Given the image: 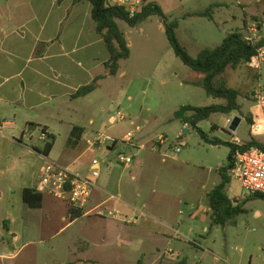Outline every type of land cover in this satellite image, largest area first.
Returning a JSON list of instances; mask_svg holds the SVG:
<instances>
[{"label": "rangeland", "instance_id": "1", "mask_svg": "<svg viewBox=\"0 0 264 264\" xmlns=\"http://www.w3.org/2000/svg\"><path fill=\"white\" fill-rule=\"evenodd\" d=\"M148 2L158 4L169 21H178L177 39L193 58L204 49L220 46L230 32L245 29L246 34L252 23L264 27V0ZM0 6H4L3 0ZM119 25L128 41L130 58L121 63L117 76L101 82V89L85 102L93 104L97 120L106 121L107 135L114 126L123 133L133 132L135 140L144 131L136 127L153 120L149 130L154 129L155 138L161 136L167 142L151 166L149 149L122 152L135 159L130 170L119 163V151L111 152L107 161L122 182L119 191L100 193L101 200L111 202L109 208H103L107 219L96 222L93 220L99 219L94 216L68 226L69 202L50 195L52 199L46 197L42 211H28L20 201L21 188L32 186L49 162L61 161L66 124H51L57 138L52 158L31 155L24 145L0 136V264H75L78 260L83 264H264V201L251 197L230 177L226 194L243 212L225 226L216 224L209 194L221 183L220 169L228 165L230 148L207 143L194 128L174 117L185 105L207 107L226 102L196 86L203 75L177 58L162 18L152 16L135 28L122 21ZM216 84L239 91L241 111L212 115L199 128L210 141H249L252 124L247 118L263 122L254 96L264 86V64L261 70L246 64L228 68ZM110 115L117 119L122 115L125 121L116 119L110 125ZM236 117L242 122L232 132ZM4 134L14 135L8 129ZM41 134L38 128L34 140L24 144L43 147ZM103 157L98 155L104 163ZM107 173L103 166L99 181ZM116 202H130L143 212L120 205L119 212L108 215ZM109 224H119L115 225L118 230Z\"/></svg>", "mask_w": 264, "mask_h": 264}, {"label": "crops", "instance_id": "2", "mask_svg": "<svg viewBox=\"0 0 264 264\" xmlns=\"http://www.w3.org/2000/svg\"><path fill=\"white\" fill-rule=\"evenodd\" d=\"M3 1L4 6H0V136L24 145L27 153L31 155L52 158L57 138L48 157L42 153L45 141L41 138L43 147L36 144L26 145L24 142H32L38 128H47V133L56 137L51 124H66V148L60 156L61 161L55 163L70 167L79 176L94 179L96 184L84 209L85 214L74 221L71 219L68 226L87 218L92 219L94 216L99 219L93 220L96 222L107 219V210L103 208H109L111 202L101 200L100 193H108L110 189L119 191L122 182V177H116L117 171L111 167L112 163L107 161V158L113 151L136 149L140 152L149 149L147 161L151 166L164 146L159 144L161 136L156 139L155 130H149L155 121L150 120L144 125H138L136 129L144 131L132 142L119 143L112 148L109 144L97 143L100 134L108 131L107 123L97 120L93 104L85 101L101 89V82L111 77L101 80L99 88L88 96L78 99L72 97L82 86L90 84L98 76L107 74L104 64L109 60V53L104 40L96 33L92 20V5L89 2L74 5L72 0H65L61 5L57 4V0H25L26 6L19 0ZM17 119L21 121L20 126ZM116 119L110 115L108 123L114 125ZM75 127L84 130L76 142L71 137ZM113 127L109 129L111 135L119 140L129 133H123L120 128ZM5 129L14 135H5ZM99 154L104 156V163L98 159ZM94 161H97V164H94ZM162 162L166 163V160L163 159ZM103 166L108 175L99 181ZM122 167L125 170L132 168L123 165ZM42 176L39 175L32 186L20 190V201L28 211H42L46 199L51 198L40 187ZM113 178L115 185L111 188ZM28 188L42 194V208H30L24 203L23 190ZM182 203L186 202H178L179 205ZM120 205L143 212L130 202H116L111 206L113 212L110 211L108 215L116 210L119 212ZM192 217L196 218L197 215L193 214ZM64 220L67 222L68 218ZM77 262L83 264L82 260ZM88 262L90 260L86 261Z\"/></svg>", "mask_w": 264, "mask_h": 264}, {"label": "trees", "instance_id": "3", "mask_svg": "<svg viewBox=\"0 0 264 264\" xmlns=\"http://www.w3.org/2000/svg\"><path fill=\"white\" fill-rule=\"evenodd\" d=\"M63 1L65 0H57V4L61 5ZM144 1L145 5L143 8L136 15L131 16L126 8L113 6L109 0H72L74 5L84 2H89L92 5V20L95 23L96 33L104 40L109 53V60L104 64L107 74L98 76L90 84L82 86L72 97L75 99L83 98L96 91L100 86L101 80L106 77L117 76L121 69V63L130 58L131 50L125 34L120 28L119 21L135 28L152 16L162 18L169 43L177 58L193 72L203 75V78L196 86L202 87L208 96L226 102L225 104H215L207 107L185 105L180 107L174 115L176 120L194 128L207 143L215 146L226 145L230 148L228 165L220 169L221 183L209 194L213 220L216 224L225 226L234 216L243 212L239 205L234 206L233 201L226 194L227 185L231 181V171L235 166L236 155L238 152H245L252 147L261 149L263 147L254 139H250L240 145L220 140L210 141L199 128V124L210 119L215 114H230L241 111V106L238 102L239 91L227 87L225 84H216V79L223 75L228 68L237 69L243 64L247 65L251 58L257 54L258 50L264 49V37L257 44L252 45L245 40V29L244 31L236 30L228 33L220 46L214 49H204L196 58H193L177 39L176 29L179 26L178 21H169L158 4L148 2V0ZM196 15L203 16L200 14ZM205 16L210 15L206 14ZM247 121L250 124H254V119L252 120L251 117L247 118ZM213 128H216V126H213ZM42 132L47 135L42 153L48 157L54 147L56 137L47 133V128H43ZM83 132L84 130L81 127H75L72 130L71 137L74 138V142L81 137ZM254 198L264 201V195L262 194L254 195ZM23 201L30 208L40 209L43 204V196L35 189L28 188L23 190ZM68 207L72 221L85 214L84 209L76 208L72 204Z\"/></svg>", "mask_w": 264, "mask_h": 264}, {"label": "built area", "instance_id": "4", "mask_svg": "<svg viewBox=\"0 0 264 264\" xmlns=\"http://www.w3.org/2000/svg\"><path fill=\"white\" fill-rule=\"evenodd\" d=\"M109 2L113 6L126 8L131 16L136 15L145 5L144 0H109ZM263 37L264 27L261 28L260 24L252 23L248 26L245 36V40L248 43L255 45ZM263 64L264 49H261L257 51V54L251 58L247 65L250 69L261 70ZM254 98L261 110L263 122L260 125L254 121L251 139L259 142L263 148L252 147L245 152H238L235 166L231 171V177L237 180L250 196L264 195V86L259 87ZM118 119L125 121V117L122 115ZM46 139L47 135L42 132L41 140L45 141ZM133 140V132L127 133L122 140L103 133L100 134L97 143L109 144L110 148H112L119 143L132 142ZM165 142H167V139L163 137L159 139L160 145H164ZM235 144L240 145L241 142L237 141ZM177 152H180V149H177ZM118 160L123 166H130L134 162L133 157L126 156L122 152L118 153ZM93 163L97 164V161ZM40 187L54 198L67 201L76 208L84 209L92 196L96 184L94 179L79 176L70 167L49 162L41 178Z\"/></svg>", "mask_w": 264, "mask_h": 264}, {"label": "water", "instance_id": "5", "mask_svg": "<svg viewBox=\"0 0 264 264\" xmlns=\"http://www.w3.org/2000/svg\"><path fill=\"white\" fill-rule=\"evenodd\" d=\"M241 122H242V119L240 117H236L231 124L230 130L232 132H235L237 130V128L239 127Z\"/></svg>", "mask_w": 264, "mask_h": 264}]
</instances>
